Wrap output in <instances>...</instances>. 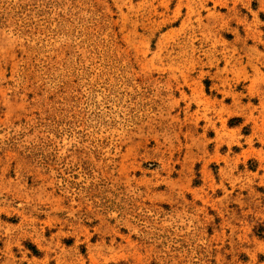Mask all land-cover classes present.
Returning a JSON list of instances; mask_svg holds the SVG:
<instances>
[{
    "label": "rangeland",
    "instance_id": "374dc122",
    "mask_svg": "<svg viewBox=\"0 0 264 264\" xmlns=\"http://www.w3.org/2000/svg\"><path fill=\"white\" fill-rule=\"evenodd\" d=\"M0 264H264V0H0Z\"/></svg>",
    "mask_w": 264,
    "mask_h": 264
}]
</instances>
